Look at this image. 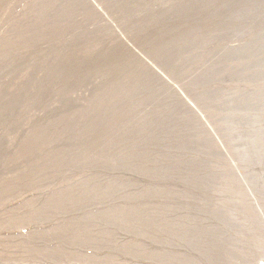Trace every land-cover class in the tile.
<instances>
[{"label": "rangeland", "instance_id": "374dc122", "mask_svg": "<svg viewBox=\"0 0 264 264\" xmlns=\"http://www.w3.org/2000/svg\"><path fill=\"white\" fill-rule=\"evenodd\" d=\"M0 264H264V0H0Z\"/></svg>", "mask_w": 264, "mask_h": 264}]
</instances>
